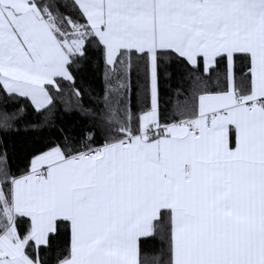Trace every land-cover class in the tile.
I'll list each match as a JSON object with an SVG mask.
<instances>
[{"label": "snow or ice", "instance_id": "6c2138e0", "mask_svg": "<svg viewBox=\"0 0 264 264\" xmlns=\"http://www.w3.org/2000/svg\"><path fill=\"white\" fill-rule=\"evenodd\" d=\"M0 264H264V0H0Z\"/></svg>", "mask_w": 264, "mask_h": 264}, {"label": "trees", "instance_id": "16d2710c", "mask_svg": "<svg viewBox=\"0 0 264 264\" xmlns=\"http://www.w3.org/2000/svg\"><path fill=\"white\" fill-rule=\"evenodd\" d=\"M89 78L92 79L91 77ZM92 83H93V87H98V83L94 79H92ZM60 122H63V119H61ZM21 138L23 137H18L17 139H21Z\"/></svg>", "mask_w": 264, "mask_h": 264}]
</instances>
